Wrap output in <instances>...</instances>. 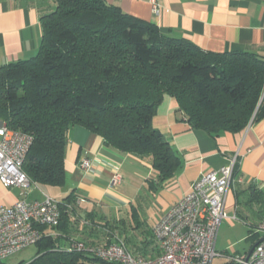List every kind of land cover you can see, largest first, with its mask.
<instances>
[{
	"label": "trees",
	"instance_id": "trees-1",
	"mask_svg": "<svg viewBox=\"0 0 264 264\" xmlns=\"http://www.w3.org/2000/svg\"><path fill=\"white\" fill-rule=\"evenodd\" d=\"M27 1L38 9L41 41L32 56L0 66V122L31 135L22 170L36 185L64 184L67 133L76 125L109 147L144 157L158 183L174 177L179 155L152 125L164 94L176 100L190 127L213 136L239 132L264 116L260 55L205 51L106 0ZM245 190L264 220L262 193L253 186L237 193ZM74 198L70 192L59 201L60 220L53 228L65 226L73 208L66 205ZM237 218L248 233L255 225L238 213ZM45 228L36 255L23 264H117L71 244L63 248Z\"/></svg>",
	"mask_w": 264,
	"mask_h": 264
},
{
	"label": "crops",
	"instance_id": "crops-1",
	"mask_svg": "<svg viewBox=\"0 0 264 264\" xmlns=\"http://www.w3.org/2000/svg\"><path fill=\"white\" fill-rule=\"evenodd\" d=\"M106 2L154 23L163 33L184 37L205 51H249L264 57V0H157L158 15L149 0ZM41 36L39 12L32 3L0 0V66L35 54ZM152 125L179 155L181 168L174 177L158 183L144 157L109 147L100 135L76 125L67 133L64 184L24 189L7 187L0 181V206L21 199L41 200L44 194L60 201L73 192L75 201L66 205L73 208L65 226L44 229L58 238L61 247L76 240L100 246L121 236L132 253L151 257L158 253L151 227L201 174L219 169L236 156V176L242 182L230 186L227 210L236 205V216L240 214L251 225L260 220L259 206L247 202L249 192H237L253 186L264 197V116L250 121L239 132L224 131L213 136L190 127L176 100L164 94L156 105ZM84 158L92 165L90 172L80 167ZM116 175L120 179L114 181ZM145 204L151 208L150 223L145 221L149 218L147 211L142 212ZM245 225L248 232L249 226ZM253 239L248 233L246 240Z\"/></svg>",
	"mask_w": 264,
	"mask_h": 264
},
{
	"label": "built area",
	"instance_id": "built-area-1",
	"mask_svg": "<svg viewBox=\"0 0 264 264\" xmlns=\"http://www.w3.org/2000/svg\"><path fill=\"white\" fill-rule=\"evenodd\" d=\"M152 11L160 13L157 0H149ZM32 143L31 135L10 128L0 122V181L7 187L29 189L36 186L22 170V164ZM236 156L217 170L201 174L151 227L158 253L151 257L132 253L125 242L116 239L110 243L93 246L83 241H73L71 248L86 251L98 259L117 264H212L222 257L227 264H264V239L258 242L248 257L242 254L217 251L215 248L219 226L225 218H237L226 211L230 186L242 182L235 175ZM84 172L92 165L86 158L80 162ZM114 177V181L119 180ZM60 220L59 200L44 194L41 200H17L9 206H0V259L36 245L42 237L41 227H55ZM249 236L256 243L264 238V220L252 226ZM253 243V244H254Z\"/></svg>",
	"mask_w": 264,
	"mask_h": 264
},
{
	"label": "rangeland",
	"instance_id": "rangeland-1",
	"mask_svg": "<svg viewBox=\"0 0 264 264\" xmlns=\"http://www.w3.org/2000/svg\"><path fill=\"white\" fill-rule=\"evenodd\" d=\"M149 205L145 204L142 209V212L148 215V220L146 222L150 223L151 218V210L149 212ZM226 211L227 210V203H226ZM229 215L233 214V209L228 212ZM144 216V215H143ZM248 236L247 227L239 218H231V216L225 218L218 229L215 248L217 251H224L228 254L231 253H239L242 254L245 250H247L250 245L254 242L255 239L246 240ZM115 239V238H114ZM118 239L127 243L125 238L121 236ZM115 241V240H114ZM37 253V246L31 245L28 246L19 252L9 256L6 259L8 264H23L27 261L31 260ZM85 264H99L98 262L94 263H85ZM212 264H227V260L222 257H215L212 261Z\"/></svg>",
	"mask_w": 264,
	"mask_h": 264
},
{
	"label": "water",
	"instance_id": "water-1",
	"mask_svg": "<svg viewBox=\"0 0 264 264\" xmlns=\"http://www.w3.org/2000/svg\"><path fill=\"white\" fill-rule=\"evenodd\" d=\"M264 238H261V239H259L256 243H254V244H252L251 245V247L248 249V251H247V254H246V257H248L249 256V254L251 253V251H252V249L254 248V246L258 243V242H260L261 240H263Z\"/></svg>",
	"mask_w": 264,
	"mask_h": 264
}]
</instances>
